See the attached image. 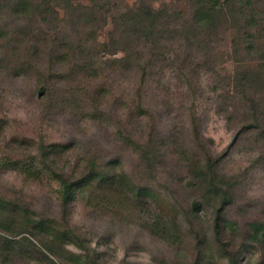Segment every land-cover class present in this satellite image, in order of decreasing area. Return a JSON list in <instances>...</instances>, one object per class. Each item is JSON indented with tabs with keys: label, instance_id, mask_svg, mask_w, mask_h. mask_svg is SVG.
Listing matches in <instances>:
<instances>
[{
	"label": "rangeland",
	"instance_id": "374dc122",
	"mask_svg": "<svg viewBox=\"0 0 264 264\" xmlns=\"http://www.w3.org/2000/svg\"><path fill=\"white\" fill-rule=\"evenodd\" d=\"M245 1L260 27L228 12L214 29L169 35L143 86L120 39L121 15L138 0L72 1L83 12L61 0L36 12L1 6L0 200L64 221L66 249L96 264H194L188 212L204 231L215 214L213 202H193L195 167L209 152L232 194L225 242L243 249L240 264H264V239L248 233L264 223V0ZM163 5L192 17L190 0L153 2ZM79 13L90 14V39ZM150 41L134 46V61L145 46L149 58ZM57 174L77 184L65 220ZM156 220L187 228L165 240L152 233ZM212 242L204 264H229ZM0 250L1 264H46L49 255L40 230L20 225L0 227Z\"/></svg>",
	"mask_w": 264,
	"mask_h": 264
},
{
	"label": "trees",
	"instance_id": "16d2710c",
	"mask_svg": "<svg viewBox=\"0 0 264 264\" xmlns=\"http://www.w3.org/2000/svg\"><path fill=\"white\" fill-rule=\"evenodd\" d=\"M11 0H0V7L5 6ZM24 4V7H32L34 11L42 9L44 6H50L53 3L57 4L58 0H12ZM66 2L70 7H74L75 10L84 9V6L79 5L78 7L72 6L74 0H61ZM193 4L192 17L186 18L183 12L176 8L173 9L168 5H163L160 8L153 6L154 0H138V4L134 8H130L122 13L124 29L121 32L120 39L123 44L122 50L126 54L128 61H133L139 68V83L140 86L145 85L148 76L154 74L149 68L154 66L155 55H153L155 46L161 44L169 35L178 34L180 32L185 36L195 29L194 31H201L202 29H214L221 20L228 21V12H231L233 19L237 18V21L243 22L247 27L255 22L256 26L260 27V23L257 20L256 15H249L246 13L247 5L245 0H190ZM71 2V3H70ZM90 9V8H89ZM91 10V9H90ZM83 12V11H82ZM235 13V15L233 13ZM40 14V13H39ZM79 20L84 31L86 33V27L91 24V21H87L85 17L89 15H82ZM90 18H88L89 20ZM181 27V30L179 29ZM260 30L264 31V26L261 25ZM91 31L85 35H93ZM171 35V36H172ZM91 37L89 36L88 39ZM151 40L148 53L150 56L147 60H143L142 53L148 46L137 52L138 58L134 61L133 54L130 51L138 44L141 43L142 39ZM87 39V40H88ZM112 40H115L112 39ZM130 53V55H129ZM147 53V54H148ZM142 100V99H141ZM149 160V159H148ZM219 157L212 156L209 152L206 153L203 161L199 163L195 168L194 178L198 182L197 195L201 198L194 200V206H197V210L200 209L201 205L213 202L215 208L214 218L211 225L208 228L200 229L194 222L193 212H188V219L186 224L193 231L195 240V253H194V264H204L205 260L209 257L207 252L213 250V242L219 244L220 251H224V256L228 259L229 264H240L239 260L243 249H237L230 251V245L232 242H225L228 237L231 236L233 225L227 220L225 209L232 202V194L229 189V183H226L223 179L225 176L218 172L219 168ZM61 182V211L62 218L65 220L66 217L70 216L69 205L75 198L76 182H70L64 174H57ZM195 195V192H194ZM197 198V197H196ZM16 208V209H15ZM13 209H8L6 201L0 200V219L4 216V220L0 221V227L5 230L12 231L13 228L18 225L23 228L34 227L40 230V234L44 239V246L46 247L49 255L42 252L43 261L46 264H55L53 260L56 258L59 262L64 264H96L92 259L71 252L66 249V242L72 235V231L65 226L63 221L62 225L53 223L50 219H34L32 215L34 212L28 206H17ZM10 212L3 215V212ZM192 215V216H191ZM21 222V223H19ZM187 228L183 223L177 221L162 222L156 220L152 226V233L155 236H159L165 240L174 239L175 234L172 233V229L182 231ZM249 238L254 242L261 241L264 239V223L259 221H253L248 225ZM6 246H11L13 243L8 239ZM176 241V240H175ZM43 242V241H42ZM20 243V242H18ZM15 250V249H13ZM68 254V255H67ZM1 256V250H0ZM1 262V261H0ZM1 264V263H0ZM165 264V263H164Z\"/></svg>",
	"mask_w": 264,
	"mask_h": 264
}]
</instances>
